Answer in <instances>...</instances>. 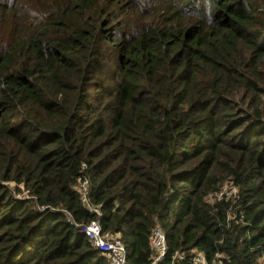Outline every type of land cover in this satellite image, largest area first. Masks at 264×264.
Listing matches in <instances>:
<instances>
[{"label":"trees","instance_id":"1","mask_svg":"<svg viewBox=\"0 0 264 264\" xmlns=\"http://www.w3.org/2000/svg\"><path fill=\"white\" fill-rule=\"evenodd\" d=\"M63 209L129 264L157 225L160 264H264V0H0V264H111Z\"/></svg>","mask_w":264,"mask_h":264},{"label":"built area","instance_id":"2","mask_svg":"<svg viewBox=\"0 0 264 264\" xmlns=\"http://www.w3.org/2000/svg\"><path fill=\"white\" fill-rule=\"evenodd\" d=\"M87 168V164L83 163L81 170H85ZM21 179L30 185V187L25 191L21 185L19 187L11 186L8 184L9 181L4 182L8 184L15 192L18 198H36L34 184L40 183V179L38 177H30L29 175L21 176ZM77 190L81 196L82 202L85 206L93 213L99 215L100 210L95 205L91 204L89 198L90 191V177L87 174H82L77 183ZM237 187L232 183L227 182L224 186L216 192L210 193L208 195V199L210 201L222 200L224 198H228L231 196H236ZM48 206H42L41 209H46ZM52 208V207H51ZM53 209V208H52ZM63 211L67 215V219L80 227L81 230L89 237L93 246L100 250L110 261L111 264H129L127 260V249L124 245L123 241L115 234L104 231L101 227L99 220L94 219L88 223H77L71 212L63 209ZM151 245L153 247V255L151 264H160L162 263L169 251L168 243H167V235L165 230L157 225L154 227L151 235ZM181 259L184 258V254H178ZM264 260V257H263ZM191 261L193 264H207V258L202 251H198L191 255ZM214 264H223L221 259H218Z\"/></svg>","mask_w":264,"mask_h":264},{"label":"rangeland","instance_id":"3","mask_svg":"<svg viewBox=\"0 0 264 264\" xmlns=\"http://www.w3.org/2000/svg\"><path fill=\"white\" fill-rule=\"evenodd\" d=\"M8 184H10L11 186H15V187L16 186L19 187V185H21L23 187L21 189H23L25 191L30 187V185L27 184V183H25L23 180H21L19 182L17 179H14V180L9 181Z\"/></svg>","mask_w":264,"mask_h":264}]
</instances>
